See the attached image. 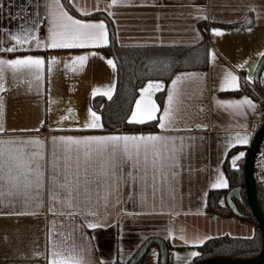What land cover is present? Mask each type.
I'll list each match as a JSON object with an SVG mask.
<instances>
[{
  "label": "crops",
  "instance_id": "0c3cea01",
  "mask_svg": "<svg viewBox=\"0 0 264 264\" xmlns=\"http://www.w3.org/2000/svg\"><path fill=\"white\" fill-rule=\"evenodd\" d=\"M59 4L57 8L55 0H0V59L31 55L44 60L39 80L27 70L8 69L0 80V151L5 158L12 153L33 162L29 173L14 168L17 179L12 183L0 181V264H50L56 253L62 257L71 253L82 264L126 262L149 237L170 245L168 264H186L209 238L251 237L252 222L222 216L206 206L210 190L228 187L225 163L238 167L255 133V100L235 92L245 82L264 97L253 88L256 80L264 83V62L259 68L264 56V0H59ZM50 5L57 14L62 9L85 23H103L104 40L83 47L47 48ZM199 23H204L209 41L207 68L177 72L167 84L145 82L132 106L128 121L137 123L131 120L132 112L139 116L145 107L155 105L154 118L143 123L156 120L157 129L105 132L91 101L114 95L118 65L104 48L112 43L194 45L203 38ZM29 30L40 47L30 41L14 52L2 50L16 43L12 34ZM78 56L86 59L75 60ZM52 57L56 59L49 73ZM226 72L237 78L234 85L225 81ZM170 88L174 98L162 129L159 117ZM162 91L160 106L156 95ZM245 98L251 106L220 103ZM90 112L99 117L100 127L83 128ZM65 116L68 119L62 120ZM237 134L246 135L248 142L237 144ZM122 135L166 139L142 143L138 153L130 143L127 154L122 143L115 153H88L75 146L68 153L63 143L52 140ZM66 156L71 157L70 168L65 167ZM37 166L42 174L39 187ZM157 263L158 249L152 245L141 264Z\"/></svg>",
  "mask_w": 264,
  "mask_h": 264
},
{
  "label": "trees",
  "instance_id": "16d2710c",
  "mask_svg": "<svg viewBox=\"0 0 264 264\" xmlns=\"http://www.w3.org/2000/svg\"><path fill=\"white\" fill-rule=\"evenodd\" d=\"M95 16L92 15V17ZM204 23H199L203 38L194 45L186 46H145L121 47L112 43L104 48L106 53L112 54L118 65V81L114 95L110 99L96 96L92 99V108L101 115L105 132H143L157 129V121L147 123H132L128 117L136 100L139 89L149 80H161L167 84L175 73L181 71L205 70L208 66L209 41ZM110 29L111 25H110ZM112 33V30H111ZM264 62V56L260 65ZM253 88L264 96V83L254 81ZM236 94L246 93L254 100L260 96L247 83H242L240 91ZM165 92L156 95L161 106ZM243 162L238 167L224 165L228 187L226 189H213L208 193L207 210L222 216H232L233 213L226 204V195L230 189L243 186ZM256 193L262 211L264 212V182L256 183ZM237 210L242 219L254 224V233L251 237H233L222 235L212 237L197 247L198 254L186 264L197 262L210 257H228L234 259L250 258L256 256L261 250V232L247 205L244 193L241 199L235 200ZM168 248L170 245L166 242ZM136 252V251H135ZM134 252V253H135ZM116 260L114 264H127ZM142 261L137 264H141Z\"/></svg>",
  "mask_w": 264,
  "mask_h": 264
},
{
  "label": "snow or ice",
  "instance_id": "6c2138e0",
  "mask_svg": "<svg viewBox=\"0 0 264 264\" xmlns=\"http://www.w3.org/2000/svg\"><path fill=\"white\" fill-rule=\"evenodd\" d=\"M56 7L60 8L59 0H55ZM49 20L51 27L49 28V36L48 42L46 44L47 48H71V47H83L86 44L94 43L100 40H104V24L103 23H85L81 20L74 19L72 16L68 15L67 12L61 9L60 13L52 11L51 5L49 6ZM94 30H100L97 33ZM215 31V30H214ZM11 40H14L16 43L12 47H8L2 49L7 52H14L17 50V46H22L28 44L30 41H36L37 46H41V42L37 40L36 36L31 33V31H25L23 35L12 34L10 36ZM55 57H52L48 61V72L52 71V64L55 61ZM75 60L83 62L86 57L78 56L74 58ZM107 63L109 65L112 64L111 60H108ZM44 60L41 57H33L31 55L24 57H17L15 59H0V80L3 79V72L5 69L11 70L12 73L20 72L21 70H27L36 78L40 79V73L43 70ZM179 79V77L177 78ZM236 77L232 75L231 72H226L225 81L228 85H234L236 82ZM177 80L174 79L172 84L175 85ZM159 87V85H157ZM221 87H224L222 83ZM0 90H3V85L0 83ZM95 94V93H94ZM108 94V93H105ZM174 92L170 88L168 102L164 107V115L160 116V128L166 127V119L170 114L171 104L173 102ZM140 100H137V108H140ZM221 104H227L230 107L239 108L242 104L247 103L251 106V101L246 98L242 101H228V102H220ZM69 113L71 109L68 110ZM156 112L155 105H150L141 110L140 115L138 116L137 111L132 112L131 120L137 123H143L145 119L152 120L154 118V113ZM91 119L86 121L83 125L84 129L89 128H98L100 125L97 123L99 117L96 116L94 112H90ZM62 120L68 119V117H61ZM162 139H166L165 137H161L158 135H122V136H82V137H73V136H58L52 137L54 142H61L65 147V151L70 153L72 151V147L75 146L77 149L84 147L88 153L93 151L105 152L111 150L113 153L116 152L117 148L123 144V151L125 154L128 153L130 143L135 146L137 149V153L139 152L140 146L143 143L145 146L149 142L153 144ZM235 142L237 144H246L248 142V138L246 135L237 134L235 137ZM3 143V142H0ZM243 155V153H240ZM238 158V157H237ZM71 159L70 156H66V168H70L71 164L67 163ZM236 158H234L235 160ZM33 162L31 160H22L17 158L14 154L10 153L8 158H5V154L3 151H0V181L5 183H12L17 179L14 176L13 170L22 169L25 173H29L32 171L31 164ZM5 169L7 172L5 173ZM41 173L39 172V168L37 166V177L38 183L37 187H39V177H41ZM68 187L67 183L64 185ZM214 186H222V185H214ZM2 187V184H0ZM71 189L69 188V193ZM95 225L89 224V227H94ZM191 255L195 256L196 253L193 252ZM50 264H82V259L73 254H69L67 257H62L61 254L56 253L54 258L50 260Z\"/></svg>",
  "mask_w": 264,
  "mask_h": 264
},
{
  "label": "water",
  "instance_id": "95a60500",
  "mask_svg": "<svg viewBox=\"0 0 264 264\" xmlns=\"http://www.w3.org/2000/svg\"><path fill=\"white\" fill-rule=\"evenodd\" d=\"M260 68V66H259ZM259 70V69H258ZM264 135V120L259 128L252 136L250 143L247 146L244 160H243V186H237L229 190L225 199L226 204L232 211L233 215L242 218V215L237 210L235 200L241 199V193H244L245 200L251 211V214L258 224L261 232V250L260 252L250 258L234 259L228 257H210L203 259L196 264H263L264 263V212L260 206L258 196L255 189L254 180V157L257 151L258 144L261 137ZM155 245L158 249L159 260L158 264H168V252L169 248L164 239L160 237H149L146 239L136 250V252L130 257L127 264H137L142 261L147 254L149 248Z\"/></svg>",
  "mask_w": 264,
  "mask_h": 264
},
{
  "label": "built area",
  "instance_id": "2783aa9c",
  "mask_svg": "<svg viewBox=\"0 0 264 264\" xmlns=\"http://www.w3.org/2000/svg\"><path fill=\"white\" fill-rule=\"evenodd\" d=\"M264 120V97L255 100V111L253 115V124L255 132ZM253 173L255 183L264 182V135L261 137L254 157Z\"/></svg>",
  "mask_w": 264,
  "mask_h": 264
},
{
  "label": "flooded vegetation",
  "instance_id": "af4514ba",
  "mask_svg": "<svg viewBox=\"0 0 264 264\" xmlns=\"http://www.w3.org/2000/svg\"><path fill=\"white\" fill-rule=\"evenodd\" d=\"M146 256V255H145ZM158 260H159V254H158ZM158 264V263H157Z\"/></svg>",
  "mask_w": 264,
  "mask_h": 264
}]
</instances>
